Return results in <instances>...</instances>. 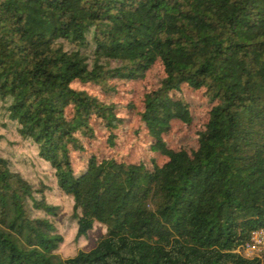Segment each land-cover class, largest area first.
<instances>
[{
    "label": "trees",
    "instance_id": "1",
    "mask_svg": "<svg viewBox=\"0 0 264 264\" xmlns=\"http://www.w3.org/2000/svg\"><path fill=\"white\" fill-rule=\"evenodd\" d=\"M156 63L140 110L115 100ZM182 86L208 97L199 123ZM0 104L71 198L75 239L104 227L59 257V206L0 153V264H264L235 251L264 227V0H0ZM131 113L137 160L114 155ZM174 121L194 147L170 145ZM99 132L113 155L88 148Z\"/></svg>",
    "mask_w": 264,
    "mask_h": 264
},
{
    "label": "rangeland",
    "instance_id": "2",
    "mask_svg": "<svg viewBox=\"0 0 264 264\" xmlns=\"http://www.w3.org/2000/svg\"><path fill=\"white\" fill-rule=\"evenodd\" d=\"M160 68V64L156 63L147 73L145 82L135 81H115L119 89L122 91L117 95L115 100L125 102L133 100L136 103L137 110L141 109V98L144 93V85H153L156 82V74ZM181 97L185 99L193 108L195 114V123H199L203 118L202 114L206 110L207 100L203 92L194 91L187 86H182ZM129 120L124 123L127 129V137L124 143L114 152L115 156L128 155L130 160H137L140 156L145 155V147L147 145V137L140 130L138 140L135 138V131L139 128V119L137 113L128 115ZM186 128L182 126L180 121H174L171 129L166 135V139L173 147L182 146L184 148L194 147L196 142L193 138L195 127L185 137ZM98 139L93 144L89 143V149L103 148L107 155H113L107 147H105L104 136L98 133ZM0 153L10 159L11 168L19 171L26 179L31 181L36 188L41 187V183L45 185L44 197L48 203L58 205V215L52 220L54 221L59 233L63 237V242L56 251L59 257L65 258L73 255L79 250H87L94 245L95 240L104 232V227L96 223L93 229L88 232L86 238L75 239L76 224L71 218L72 200L69 196L63 194L55 185L52 172L48 163L37 156L35 146L28 140L20 138L16 132L14 123L7 120L0 104ZM39 196V194H37ZM34 214H38L33 211Z\"/></svg>",
    "mask_w": 264,
    "mask_h": 264
},
{
    "label": "built area",
    "instance_id": "3",
    "mask_svg": "<svg viewBox=\"0 0 264 264\" xmlns=\"http://www.w3.org/2000/svg\"><path fill=\"white\" fill-rule=\"evenodd\" d=\"M235 251L246 258H258L264 263V227L252 230L249 239Z\"/></svg>",
    "mask_w": 264,
    "mask_h": 264
}]
</instances>
